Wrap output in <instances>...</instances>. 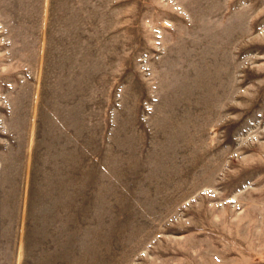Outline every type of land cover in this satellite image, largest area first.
<instances>
[{
  "label": "rangeland",
  "instance_id": "obj_1",
  "mask_svg": "<svg viewBox=\"0 0 264 264\" xmlns=\"http://www.w3.org/2000/svg\"><path fill=\"white\" fill-rule=\"evenodd\" d=\"M0 264H264V0H0Z\"/></svg>",
  "mask_w": 264,
  "mask_h": 264
}]
</instances>
